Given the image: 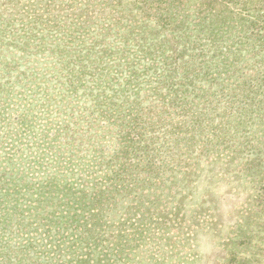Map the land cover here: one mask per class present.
<instances>
[{"label":"trees","instance_id":"16d2710c","mask_svg":"<svg viewBox=\"0 0 264 264\" xmlns=\"http://www.w3.org/2000/svg\"><path fill=\"white\" fill-rule=\"evenodd\" d=\"M200 1L204 16L179 28L175 38L161 31L149 35L153 21L144 16H111L119 28L113 37L91 30L88 39L76 43L59 35L51 46H15L40 68L27 66L16 73L21 86L34 88L30 105L29 98L15 104L22 112L14 117L26 129L8 135L0 131V264H111V257L115 264H126L132 260L123 257L127 247L141 253L145 264H167V253L154 252L152 232L160 228L167 236L173 227L181 228L176 222L204 209L199 198L197 207L185 206L176 217L165 212L174 207L173 191L189 174L190 158L201 153L217 163L221 152L242 148L238 163L244 166L233 164L232 174L246 179L249 189L264 191V88L251 84L264 81V0H249L252 5L242 7L225 0ZM243 22L244 30L235 36L231 31ZM0 23L14 22L0 10ZM25 24L43 30L51 23L36 18ZM59 27L71 34L67 23ZM5 29L0 26L3 46ZM28 35L29 42L33 35ZM39 39L45 37L33 41ZM173 39L178 46L171 50ZM150 40L165 47L169 65L161 61L164 54L139 61L143 49L148 54L154 49ZM136 44L139 49H132ZM140 96L147 103L137 100ZM80 97L87 102L75 112L69 103ZM40 107L45 114L55 110L50 116L60 126L33 128ZM24 132L33 139L12 138ZM182 203L193 200L183 196ZM117 211L126 219L114 228L111 240L100 231L110 212ZM133 219L143 226L130 236L122 227ZM116 221L120 218L112 224Z\"/></svg>","mask_w":264,"mask_h":264},{"label":"rangeland","instance_id":"374dc122","mask_svg":"<svg viewBox=\"0 0 264 264\" xmlns=\"http://www.w3.org/2000/svg\"><path fill=\"white\" fill-rule=\"evenodd\" d=\"M132 1L135 4H132ZM225 1L229 4L234 2V7H242L243 4L252 5L249 0ZM128 2L132 5H129ZM0 3H3L0 5L3 16L14 22L10 26L7 23H0V26L6 28L7 35L5 38L8 40L4 48L2 43L4 38L0 37V89L5 88V91L0 90V131L6 130L7 135L13 130L17 134L18 131L26 129L24 127L26 125L16 121L14 117H18L22 112L21 107L15 104L17 102L25 104L23 100L29 98L30 101H27L30 105L31 100H33L31 97H35L33 94L34 88L29 85L21 86V83H18L17 70L23 72L22 70L27 66L40 68L38 64H30L31 59L28 55L19 54L20 52L16 51V45L25 42L28 47L32 45V47L41 46L43 48L44 46L53 45V39H56L59 35L72 43H76L88 39L91 30L93 34L97 30L100 34L105 33V35L113 37V31L119 28L113 23L115 19L111 16H131L132 18L144 16L142 17L144 20L152 19L153 21L147 29L149 35L161 31L175 38L174 34L177 30H180L179 28L185 27L189 23L193 24L194 22L195 24L199 16L205 14L204 6L200 0H0ZM124 4L128 5L125 6ZM199 8H201V11H198ZM244 15L247 16L248 14L245 13ZM36 18L41 19L42 22L46 20L51 24L49 27H44L43 30H38L37 27L31 29L25 24L26 21H32ZM82 18L84 21H82ZM63 23L71 26V34L66 35L65 30L59 27ZM24 24L27 27H24ZM261 24L264 25L262 22ZM244 28L243 22L236 30L233 29L234 31L231 32L239 37ZM26 32L28 33L24 34ZM28 34L33 35L29 42L30 36ZM261 34L264 36V32H261ZM16 35L22 36L17 38ZM34 36H44L45 39L34 42ZM262 39L264 42V37ZM48 41L52 43L47 45L45 42ZM149 43L152 44V47L155 46L154 49H150V54L143 49L141 54L144 59H139V61L146 62L156 54H164L165 57L161 61L166 60L169 65L170 57L167 55L168 51L165 47L154 40H150ZM137 45H132L131 48L139 49ZM177 46L176 39H173L169 44L171 50L176 49ZM256 50L258 51L257 48ZM260 60H263L261 63L264 66V55L261 56ZM52 64L54 63L43 65L44 67H50ZM95 67L92 61L91 68ZM261 69L264 70V68ZM20 76L24 78L26 75L20 74ZM253 82L258 85L262 84L261 88H264V81L254 79L251 83L252 86H254ZM28 94L29 96H27ZM145 96H140L137 100L147 103V100L144 99ZM86 102L87 99L84 97L73 98L69 105L74 107L75 112H78ZM63 104L66 106V103L63 102ZM36 105L33 107H36ZM54 111H46L45 114L43 108L36 109L33 114V128L37 129L39 127L47 130L53 124L60 126L59 123H54V118L50 116ZM87 115H91L90 110L85 116ZM22 134V138L20 135L12 136V138L15 141L19 138L24 142L33 139L30 132ZM1 145L0 143V147ZM227 154L230 156L228 157ZM227 154L221 152L219 154L221 156L220 161L217 163L212 162L215 157H207L204 153L198 155L197 158H190L191 161L188 162L190 168L187 167L189 174L179 179L182 181L180 187L173 191L174 207L165 212H167L166 215L169 218L176 217L179 210L185 208V206L197 207L196 202L199 198L202 201L204 200L205 207L204 209L199 207L198 209L201 208L200 214L196 212L197 215L194 218L190 216L185 221L176 222L181 228L173 227L167 236L162 234L163 230L160 228L155 232L151 231L154 234L152 237L154 241H152L153 245L149 244V249L151 250L152 245L155 249L154 252L167 253L163 262H167V264H264V191L261 189L255 192L253 186L249 189L246 179L237 174H232L233 164L236 167L244 166V164L240 165L238 163L240 156L243 155V149H235L232 153ZM232 156L237 158L231 160ZM226 166H229L228 170ZM184 180H187V182L185 181L187 185L183 183ZM190 180L194 181L195 191L191 189ZM183 196L193 200V203L183 205ZM184 212L186 216L190 214L188 208ZM112 216H114L113 221L119 220V218L120 221L112 224ZM124 218L126 219V217H122L119 211L116 213L110 212L109 221L106 223L107 227H103L100 234H106L105 237L110 236L112 240L114 238V228ZM131 221V223L125 225V228L122 227V230L130 236L138 232L140 226H143L139 219ZM145 225H149V223L145 222ZM150 227L152 226L150 225ZM147 238L151 240L150 237ZM138 241L136 240L135 243ZM133 245L134 242L130 243L129 246ZM144 248L141 247V250ZM171 254H173V257L169 259ZM160 256L162 255L160 254ZM123 257L132 259L126 264H145L141 261V253L137 250L132 251L128 247L125 249ZM103 258H106V256H103ZM108 261L111 264L117 262L113 257ZM161 262V260H158L157 264H162Z\"/></svg>","mask_w":264,"mask_h":264}]
</instances>
